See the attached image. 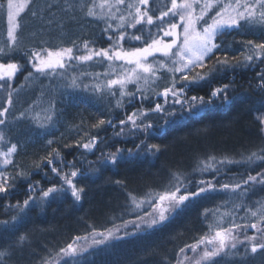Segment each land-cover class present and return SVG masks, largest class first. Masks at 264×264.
<instances>
[{"label":"trees","instance_id":"obj_1","mask_svg":"<svg viewBox=\"0 0 264 264\" xmlns=\"http://www.w3.org/2000/svg\"><path fill=\"white\" fill-rule=\"evenodd\" d=\"M79 2L88 4L97 15H86L84 6L76 10ZM5 4L6 0H0V49L4 50L0 52V62L24 63L29 50L44 47L55 52L72 47L73 43L78 55H93L110 46L108 33L125 31L120 24L128 33L135 32V28L128 27L135 6L144 10L136 0H125V5H117L116 0H28L17 17L19 38L11 44ZM128 4L134 7L129 9ZM149 6V14L157 24V17L170 9L171 0H150ZM262 11L257 8L250 21H242L240 27L221 33L215 40L222 44V51L230 64L237 65L235 68L215 65L213 56L203 68H195L189 74L191 80L197 73L206 74L216 67L207 81L190 85L185 95L208 99L214 88L230 84L229 103L215 99L212 105L195 113L188 111L187 104L181 110L171 99L165 103L162 94L172 86L173 74L170 59L160 53H156L161 62L157 69L160 79L154 77V71L149 76L141 69L131 72L127 69L135 65L100 57L66 61L64 69H48L47 75L34 71L32 76L27 72L18 74L10 89L11 105L7 103V93L0 91V106L9 109L0 117L5 120L0 125V151L7 152L16 145V153L10 157L13 163L2 169L10 177L9 182L15 183V189L7 199H0V222H7L0 223V253H5L0 256V264H264V252L251 253L245 236H256L259 242H264V238L255 229L244 230L245 225L259 220V215L253 216L252 212L264 207V185L242 183V177L264 171V136L258 131L257 119L264 114V85L257 75L264 70V64L260 60L248 64L245 60L249 55L246 41L264 43ZM121 17L125 19L122 21ZM143 37L149 43L152 37L169 42L162 31L146 22ZM120 43L127 49L125 42ZM13 47L15 52L11 51ZM152 64L154 69V59ZM137 73L147 79L135 80ZM125 75L132 78L126 88H107L108 79ZM129 93L137 95L132 103H128ZM140 96L147 97L143 107ZM156 102L174 114L148 113L147 121L154 124L153 128L136 132L129 122L117 135L120 120H127L133 112H147ZM101 119L105 124H99ZM110 119L115 121V127L108 126ZM142 119L137 118V123ZM94 136L98 140L92 152L76 147ZM142 139L144 143L159 145L161 152L145 155L133 149V155L125 153L116 166L98 162L102 152L114 150L111 145L116 141L122 148H133ZM56 152L60 158L55 166L63 169L61 175L70 176L74 170L66 164L74 163L79 169L76 179L78 186L84 187L82 199L77 202L63 193L50 197L44 205L34 203L23 212L11 207H23L29 179L37 185L33 193L37 197L39 189L63 183L47 165V159L55 158ZM202 179L213 183L218 180L220 185L227 183L230 187H218L211 194L190 195L183 204L178 199L160 201L161 196L169 195L176 187L181 189L176 192L177 197L197 192L203 187ZM117 180L125 183L117 184ZM238 182L241 187L233 191L231 186ZM161 210L164 221L159 219ZM153 220L156 223L149 227ZM225 229H230L233 237L244 244L231 249L227 246L217 255L205 257L206 251L219 248L215 234ZM20 236L25 240L21 242ZM68 244H72V250L62 251ZM191 245H196L195 250Z\"/></svg>","mask_w":264,"mask_h":264},{"label":"snow or ice","instance_id":"obj_2","mask_svg":"<svg viewBox=\"0 0 264 264\" xmlns=\"http://www.w3.org/2000/svg\"><path fill=\"white\" fill-rule=\"evenodd\" d=\"M200 0H184L183 3H177V0H171V7L167 11H164L157 19L160 21L157 24H154V18L150 8V0H136V3L140 6H144V10H141V7L135 6V13L132 17V23L128 25V27L135 28L136 31L133 33H128L125 25L122 23L119 27L124 28L125 31L119 32L116 35L108 33V30L105 29L107 34V40L110 42V46L108 48H100L95 51V56L102 57L107 60H120L125 61L129 65H135V68L131 69V72H136V69H141L144 73H151L154 71L153 64L148 62L149 57H153L156 63L159 61L156 59V53H160L164 57H174L176 52L173 49L178 47L177 40L179 38V34L177 29L180 25H178L175 21V17H179L181 23L183 24V48L180 51H187L191 53L188 56L187 61L182 63L179 67H176L177 61L175 59L171 60V71H172V86L166 87L162 96L165 100V103L169 99H171L173 105L179 104L181 110L184 109L185 104L188 105V111L190 113H195L199 111L201 108H207L208 106L213 104L215 99L221 100L223 103H229L228 99V91L231 88L230 84H224L221 87L214 88L209 95L208 99H205L204 96H191L190 98L185 95L188 87L190 85L196 84L199 85L201 82L207 81L209 77H211L212 73L217 71L216 67H213L206 74L197 73L196 77L193 79H189V74L197 67L203 68L204 62L206 60L211 61L213 56H216L215 65H221L224 67H232L235 68L237 65H233L229 63V57L226 53L222 51V44L214 43L217 36L220 35L224 29L231 30L233 28L240 27L241 20L250 21L252 17L256 15L257 8L264 9V0H235V5L229 4L225 8H221L218 10L213 17H209V19H204L206 12L209 10L211 5L207 2L201 8L200 14L193 17V5L198 4ZM117 5H125V0H116ZM27 6V0L25 4H14L13 0H7V9H8V21H9V29L8 36L13 41L16 42L19 38L20 33L16 32V17L19 16L20 12L24 10ZM51 7V6H49ZM127 8L131 9L134 7L132 4L126 5ZM228 8H231L234 15L229 14L225 15L228 11ZM171 13V16L169 15ZM36 13H33L35 15ZM131 14V13H130ZM86 15L94 16L96 15L93 8H89ZM261 16L264 17V11L261 12ZM168 17V19H165ZM122 21L125 17L120 18ZM209 20L211 22H209ZM203 22L201 25V31H197L196 24L199 22ZM146 22L148 26H153L159 31L163 32L164 37L171 38L170 42H165L163 40L157 39L155 37L151 38V42L144 40L143 37V23ZM137 25H141L140 28H137ZM206 25V26H205ZM192 38V39H190ZM120 42H125L127 44V49H124ZM135 42H141L137 44ZM248 46L247 51L249 55L246 56L245 60L248 64L254 63L255 60H260L262 64H264V43H254L252 40L246 41ZM85 48L88 47V42L86 41L84 44ZM74 48L77 46L73 43L72 47L63 48L60 51H50L47 48L41 47L39 49L29 50L25 53L27 56V61L22 63L20 61H6L0 62V91L7 93V103L11 105L13 103L11 99V91L14 87L15 78L17 75H23L25 72L28 73V76L33 75V71L38 74L47 75L46 70L53 68L64 69L66 66V61H90L93 59V55L91 53L86 55H78L77 52H74ZM17 49L13 47L11 49L12 52H15ZM3 49H0V52H3ZM78 51V49H77ZM217 52H220V55L223 56V59L220 58V55H217ZM8 55L7 52L4 53ZM180 59L183 61L185 57L181 55ZM232 59L235 60L236 57L233 55ZM239 64V62H237ZM245 66H248L247 64ZM180 73V76L177 77L175 74ZM259 80L262 85H264V70H261L257 73ZM131 77L125 75L123 78L116 79H108L107 88L111 90L114 86H119L120 89L126 88V84L131 82ZM147 79V77H142L138 73L135 75V80ZM139 91V90H138ZM113 95L115 93H112ZM121 96H124L125 93L123 91L120 92ZM130 99L128 103H132V99H136V93H129ZM147 99V97L140 96L139 102L143 107V101ZM264 109V105L261 106ZM9 111L7 107L0 106V117H4L5 114ZM168 111L162 107L161 103L156 102L154 105H150L147 112L142 110L133 112L130 115H127V120H120L119 125L120 129L117 135H120L124 131V126L130 122L132 128L136 132H146L147 129L153 128L154 124L147 121L148 113L155 112L161 113ZM257 111H260L259 109ZM174 113L168 111V115H173ZM144 117L141 122L137 123V118ZM259 120L258 131L261 136H264V115H260L257 117ZM5 124L4 119H0V125ZM99 124H105V120L101 119ZM107 124L109 127H115L114 120H108ZM98 137L94 136L90 141L83 143L82 145L77 144L76 147H83L86 151L92 152L96 147V142ZM52 141H49L51 143ZM120 141H116V143L112 144L111 147L114 149L112 152L108 154L101 153L98 162L102 164H111L116 166L120 162V158L127 153L129 156L133 155V149L136 150V153L139 154L143 152L145 155H158L161 152V148L157 144H148L144 143L143 139L141 144L133 145V148H122L118 146ZM55 152V150H54ZM16 153V145L13 144L10 148H8L7 152L4 153L5 159L3 163L5 165L12 164V160L10 157ZM60 158L59 152L55 153V158L47 159V165L50 166V169L53 173H56L60 176L63 181L62 184L53 185L48 187L47 189H39V196H34L33 193L37 191V185L32 184L31 180L27 181V195L28 198L23 201V207L19 204L11 206L17 208L19 211L23 212L25 209H28L30 205L34 203H39L44 205L47 203L48 199L55 198L56 195H60L63 193L69 194L75 201L79 202L82 199V195L84 193V187L78 186L79 181L76 179L78 177L79 169L76 164H66L65 167H72L74 170L71 171L70 176L65 174L61 175L63 169L55 166L57 161ZM62 162V161H61ZM223 163V161H221ZM216 171H219L217 168ZM47 175V173H45ZM14 179V178H13ZM10 177L4 171H0V199H7L15 189V183H10ZM38 183V182H37ZM117 184L125 183L120 180L116 181ZM242 183L245 185L249 184H262L264 185V171L257 172L256 175L249 174L246 179L242 177ZM200 184L203 187H200L197 192L176 196V192L181 191L179 187H176L175 191L171 192L167 196H161L160 200L163 201L165 199L179 200L181 204L185 201L189 200V196H199L203 193L211 194L216 191L217 188L228 189L230 187L229 184L220 185L217 180L213 183L212 180H201ZM232 190L241 187V183H235L231 186ZM253 216L259 215V220L257 223H251L249 225L244 226V230L255 229L261 238H264V207L258 208L256 211L252 212ZM160 221H164L166 219L164 215V210L160 211L159 215ZM15 222V218L14 221ZM7 224L6 221L0 222ZM156 221L153 220L148 226L151 227L152 224H155ZM139 227V225H136ZM236 227H240L236 225ZM226 232H231L230 229H225ZM103 235V233H101ZM216 238H219V248L214 249L211 252L206 251L204 253L205 257L215 256L218 252L222 251L225 247V237L222 234V231L216 232ZM119 238V237H117ZM76 239H79L77 237ZM233 240H236V237H232ZM245 239L250 244L251 253L255 254L258 250L264 252V242H259L256 236H245ZM19 240L22 242L25 240L24 236H20ZM239 243H243V241H238ZM203 243V240L200 241ZM209 244H212V240H208ZM193 250H195L196 245H191ZM232 248H236V243H232ZM73 248L72 244L67 245V249H62V251H71ZM183 251V249H181ZM245 254H247L248 247L245 246ZM5 255V253H0V256ZM199 264V262H197Z\"/></svg>","mask_w":264,"mask_h":264},{"label":"rangeland","instance_id":"obj_3","mask_svg":"<svg viewBox=\"0 0 264 264\" xmlns=\"http://www.w3.org/2000/svg\"><path fill=\"white\" fill-rule=\"evenodd\" d=\"M184 2V0H177V3H183ZM205 2H207V3H209L210 5H211V7L209 8V10L206 12V14H205V17H204V19H209V17H213V16H215V14H216V12L218 11V10H220L221 8H225V7H227L229 4H232V5H235V0H200V2L198 3V4H194L193 5V17L195 18L196 16H198L199 14H200V11H201V8H202V6L204 5V3ZM13 3L14 4H25L26 3V0H13ZM27 3H28V0H27ZM5 8H6V25H7V37L9 38V36H8V29H9V27H10V25H9V21H8V9H7V0H6V4H5ZM85 7V10L86 11H88V8H89V5L88 4H86V3H81V2H79L78 3V5H77V9L76 10H78L79 8H81V7ZM24 10H25V8H24ZM23 10V11H24ZM22 11V12H23ZM22 12H20V14H19V16L22 14ZM97 13L98 12H95V14L97 15ZM128 13V12H127ZM127 13H123V14H121V15H127ZM229 14H232V15H234L235 13H233L232 12V10H231V8H228V11L225 13V15L227 16V15H229ZM19 16H17V17H19ZM171 16V15H170ZM16 17V25H17V23H18V18ZM165 19H168V17H165ZM242 21H244V20H241L240 21V24L242 23ZM209 22H211L210 20H209ZM178 25H180L179 27H178V29H177V32H178V34H179V38H178V40H177V45H178V47L176 48V49H173V51L174 52H176V55L174 56V57H171V59L169 58V57H167V58H169L170 59V61L172 60V59H175L176 61H177V63H176V67H179L182 63H185L186 61H187V58H188V56L189 55H191V53H189V52H187V51H180V49H182L183 48V39H184V34H183V24L181 23V21H180V19H179V17H178V21L176 22ZM202 21L201 22H199V23H197L196 24V29H197V31H201V25H202ZM127 24V23H126ZM121 25V24H120ZM206 26V25H205ZM16 28H17V26H16ZM233 29H235V28H233ZM15 31H16V29H15ZM225 31H229L228 29H224L223 30V32H225ZM222 32V33H223ZM166 38H168L169 39V42H170V40H171V38H169V37H166ZM10 39V38H9ZM190 39H192V38H190ZM11 44H13L14 42L10 39V41H9ZM214 43H215V41H214ZM181 55H183L184 57H185V60H181L180 59V57H181ZM95 58H100V57H97V56H95V52L93 53V59H95ZM164 58H166V57H164ZM153 57H149L148 58V62L149 63H153ZM160 64H161V62L159 61V63H157L155 66H154V73H153V75H154V77L155 78H157V79H160L159 78V73H160V70H157L158 68H159V66H160ZM198 68V67H197ZM132 69V67L130 68V69H127V70H131ZM151 73H147L146 75L147 76H149ZM179 75H180V73H178ZM152 75V76H153ZM133 81H135V80H133ZM264 115V114H263ZM4 153L5 152H1L0 151V171H2V169L4 168V166H5V164L3 163V161H4V159H5V156H4ZM161 201V200H160ZM254 230V229H253ZM222 234H223V236L225 237V247H227L228 246V249H231L232 247H231V245H232V243H236V245H240V244H244V242L243 243H239L238 241H241V240H233L232 239V237H233V232H226V231H223L222 232ZM215 238H216V235H215ZM261 238V237H260ZM217 240H219L218 238H217ZM194 264H197V263H194Z\"/></svg>","mask_w":264,"mask_h":264}]
</instances>
